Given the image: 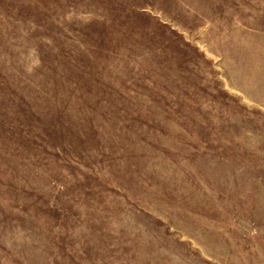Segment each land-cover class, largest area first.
<instances>
[{"label": "rangeland", "instance_id": "rangeland-1", "mask_svg": "<svg viewBox=\"0 0 264 264\" xmlns=\"http://www.w3.org/2000/svg\"><path fill=\"white\" fill-rule=\"evenodd\" d=\"M0 264H264V0H0Z\"/></svg>", "mask_w": 264, "mask_h": 264}]
</instances>
